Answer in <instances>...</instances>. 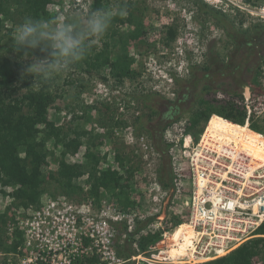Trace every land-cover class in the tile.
I'll use <instances>...</instances> for the list:
<instances>
[{"label":"rangeland","instance_id":"1","mask_svg":"<svg viewBox=\"0 0 264 264\" xmlns=\"http://www.w3.org/2000/svg\"><path fill=\"white\" fill-rule=\"evenodd\" d=\"M111 1L112 14H116V3L129 0ZM132 1L137 4L138 14L146 28L145 36L128 46L129 53L134 58L131 67L135 72L134 78L116 80L110 77L107 67L97 72L91 69L92 61L86 64L81 61L78 63L80 67L76 64L69 74L55 81L54 89L58 90L60 98L48 108L47 122L44 123V126L53 124L58 130L68 132L69 128L73 129L71 120L76 116L86 131L103 136L100 138L103 142L100 148V174L111 171L119 175L117 194H121V199L103 191L94 194L92 182L95 178L91 174L74 181V184L84 189L82 195L72 198L61 194L54 178L63 163L70 165L84 161L87 139L83 135L81 139H76L79 143L78 150L75 153L67 151L65 157L61 154L62 147L56 149L52 142L48 144L49 150L54 154L48 155L38 170L47 176L40 202L44 195L47 198L64 197L75 209L91 202L92 207L100 214L102 210L113 213L108 211V203L113 204L115 215L124 216V224L121 222L117 228L116 248L124 243L127 237L126 227L128 222H132L133 247L137 251L141 237L161 233L160 239L146 250L144 257L149 262L155 260L153 264H202L214 258L186 256L183 260H175L170 256L178 251L169 250V236L173 233V236H180L186 229L181 225L190 222L189 211L184 204L192 185L188 178L183 177L181 194L166 193L167 187L158 181L161 157L153 144L161 137L167 144H171L169 156L176 178L171 149L174 148L175 155L181 156L178 164H182L185 169L183 174L186 175L190 160L183 157L184 145L191 141V151L201 141L206 129L210 132L211 127L218 130L219 138L216 139L234 140L236 152L242 149L247 153L249 150L251 168L261 167L256 174L264 173V0H197L199 4L194 0ZM92 2L93 0H55V9L51 10L50 19L85 16ZM203 4L222 12V22L213 17ZM13 15L5 22L0 34V60L5 57L15 58L7 52L9 34L23 22L26 14L22 9L14 8ZM169 26L177 31L176 40L170 44L166 40V28ZM129 29L122 26L113 30L110 39L113 55L118 50V36L127 34ZM96 45L100 47L101 43L93 45L91 55L96 51ZM248 49H252L249 54ZM31 60L32 57L23 60L25 67ZM31 77L25 74V79ZM204 84H209L212 89L201 95ZM26 91V88L21 89L19 94ZM202 100L225 106L236 114H245L253 122L260 124L261 131L252 132L247 126L235 125L217 115H213L207 124L194 125L192 114L201 107ZM68 107L72 110H68ZM214 116L216 121H212ZM167 119L171 124L161 132V122ZM9 120L8 126L15 128V122L11 118ZM219 124L224 127L221 128ZM168 130H171V134L167 135ZM236 132H239L238 137ZM70 137L76 138L73 133ZM117 154L124 158V168L117 164ZM0 188V216L4 215L6 218L5 240L9 244L10 228H16L18 222L27 219L29 208L33 205L24 207L16 204L20 202L16 197L20 186L0 183ZM169 195L172 197L168 201L166 199ZM154 217L155 220L150 221ZM178 220L182 222L181 225H177ZM152 223L158 226L157 230L149 228ZM258 230L251 233L247 242L226 256L225 264H264V237L252 238L259 235ZM16 235L19 232L14 234V238ZM208 239L205 237L199 244L198 252L206 247ZM157 243L158 248L152 250L151 247ZM195 244L187 248L188 253L195 249ZM15 254L0 251V264H19ZM178 255L182 256L183 253L179 252ZM142 263L147 262L140 261L139 264Z\"/></svg>","mask_w":264,"mask_h":264},{"label":"trees","instance_id":"2","mask_svg":"<svg viewBox=\"0 0 264 264\" xmlns=\"http://www.w3.org/2000/svg\"><path fill=\"white\" fill-rule=\"evenodd\" d=\"M194 1L199 4L197 0ZM247 1L251 2V0ZM54 3L55 0H0V34L4 29L5 22L14 16V8L22 9L26 16L49 20L51 12L49 8ZM122 4H127V14L124 16L113 14L115 19L106 36L99 41L101 43L100 47L99 45L94 46L96 51L92 55L89 54L83 62L86 64L92 61L91 69L97 72L107 67L109 75L113 79L131 80L135 76V72L131 68L134 58L130 55L128 46L133 42L140 41L146 34V28L142 17L138 14L137 4L129 0L128 2L116 3V7ZM203 5L210 10L213 17L222 22V12L215 11L206 4ZM101 7L113 13L111 0H93L87 14ZM1 15H4V17L1 18ZM122 26L130 29L127 34L118 36L116 42L118 50L113 55L114 52L110 42L111 34L113 30ZM166 29V40L170 44L176 40L177 31L173 26H169ZM13 33L14 30H11L7 52L15 58L5 57L0 60V183H8L14 187L20 186L16 191V197L20 200L19 203H16L18 206L39 205L41 190L47 183V176L38 172V170L45 158L54 154L53 151L49 150L48 144L52 142L53 147L56 149L62 147L61 154L65 157L68 153L67 151L75 153L78 150L79 143L76 139L78 137L81 139L85 135L87 150L84 161L70 165L63 163L54 178V182L58 185L62 195L73 198L74 196L82 195L84 192V189L74 184V181L91 174L95 178V181L92 182L94 194H99L103 191L111 194L116 199H121V194H117L119 175L111 171L100 174L99 166L102 160L100 148L103 144L100 138L103 136L86 131L76 116L71 120L73 129L69 128L68 132L58 130L53 124L44 126V123L47 122L48 108L56 103L60 95L58 90L54 89L55 82L52 84L51 90L47 87L41 88L40 91H35L31 88L33 77L25 79L24 69L26 67L23 60L27 57L39 55V53L32 52L25 56L23 52H17L13 46ZM251 51L252 49H248V54ZM262 63L264 64V59ZM76 66L80 67V64ZM18 83H20V86H17ZM24 88L27 91L24 94H19V90ZM211 89L209 84H204L201 89V95L210 92ZM239 96L242 98L241 95ZM200 106L192 114V123L194 125L207 124L213 115H217L225 121L235 123V125L247 126L252 132L261 131L260 124L253 122L245 114H236L225 106L215 105L204 100L200 101ZM25 110L26 112H24ZM68 110L71 111L72 108L68 107ZM10 118L15 122V128L8 126ZM212 121H216L215 116ZM170 124L171 121L164 123L161 127V132H164ZM219 125L221 128L224 127L223 124ZM210 132L216 136L219 134L218 130L211 127ZM71 133L76 138L72 139L70 137ZM153 145L161 157V164L158 168V181L162 186L172 189L175 178L171 157L169 156L171 144H167L161 137L155 140ZM241 150L238 153L243 152ZM249 152L247 150L248 154H250ZM115 159L117 164L124 168V158L117 154ZM171 197L172 195H169L166 200L169 201ZM153 220H155V217L150 219V221ZM181 224L182 222L178 220L177 225ZM5 225L6 218L2 215L0 216V251L7 254L17 253L23 242L22 234L19 233L11 244H7L5 240ZM258 234L264 235V225L260 226ZM132 236V234H128L124 243L117 246L118 256L131 259L133 256L139 255V253L144 252L143 254H146L147 248L160 239L161 233L154 236L141 237L138 245L139 252L133 247ZM225 258L226 256L206 261L202 264H225ZM130 264H135V262Z\"/></svg>","mask_w":264,"mask_h":264},{"label":"built area","instance_id":"3","mask_svg":"<svg viewBox=\"0 0 264 264\" xmlns=\"http://www.w3.org/2000/svg\"><path fill=\"white\" fill-rule=\"evenodd\" d=\"M54 6H50V11ZM166 133L171 134V130ZM216 138L219 137L206 129L191 151V141L186 142L183 157L190 160L186 175L182 164H178L181 156L171 149L176 178L173 188H167L166 193L181 194L183 177L192 185L184 204L189 211V225L198 236L191 257H225L264 225V181L259 180L264 179V173L256 174L261 167L251 168L248 153L238 154L231 145ZM92 205L90 202L75 209L64 197L44 195L39 205L29 208L27 219L9 230V244L16 232L22 234L23 242L15 254L19 264H139L140 261L153 264L145 254L131 259L118 256L115 241L124 216L115 215L113 204L108 203V211L113 213L102 210L101 214ZM131 223L126 227L127 235L133 234ZM149 228L157 230L158 226L152 223ZM259 236L264 237L252 238ZM205 237L209 238L206 247L198 252ZM157 248L158 243L151 247Z\"/></svg>","mask_w":264,"mask_h":264},{"label":"clouds","instance_id":"4","mask_svg":"<svg viewBox=\"0 0 264 264\" xmlns=\"http://www.w3.org/2000/svg\"><path fill=\"white\" fill-rule=\"evenodd\" d=\"M127 4L118 7L116 15L127 14ZM115 15L105 8H97L87 15L73 19H38L25 16L13 35L17 52H38L24 69V74L33 77L31 88L40 91L60 77L72 71L74 65L83 61L93 45L108 33Z\"/></svg>","mask_w":264,"mask_h":264},{"label":"bare ground","instance_id":"5","mask_svg":"<svg viewBox=\"0 0 264 264\" xmlns=\"http://www.w3.org/2000/svg\"><path fill=\"white\" fill-rule=\"evenodd\" d=\"M239 132H236V136L238 137ZM226 142L227 145H231L233 148L236 145V142L234 140H223L221 142ZM239 154V153H238ZM181 227H185L186 229L183 230L184 232L180 235V236H173V234H171L168 240V245H170V251H172V249L178 251L177 254L171 255L170 256L175 259V260H183L185 259L186 256H192V253H188L187 248L192 247L193 244L196 241V236H195V232L193 230V228L189 225V224H183L181 225ZM177 231V230H176ZM179 252H182L183 255L180 256L178 255ZM155 260H152L151 263H153ZM161 263V262H160Z\"/></svg>","mask_w":264,"mask_h":264},{"label":"flooded vegetation","instance_id":"6","mask_svg":"<svg viewBox=\"0 0 264 264\" xmlns=\"http://www.w3.org/2000/svg\"><path fill=\"white\" fill-rule=\"evenodd\" d=\"M166 121H169V120L167 119ZM166 121H165V122H164V121H163V122H161V125H163L164 123H167Z\"/></svg>","mask_w":264,"mask_h":264}]
</instances>
